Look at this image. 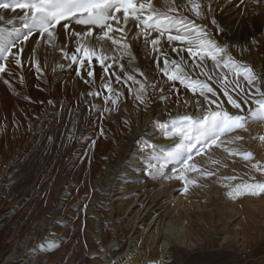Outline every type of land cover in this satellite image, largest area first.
<instances>
[{
	"label": "rangeland",
	"instance_id": "374dc122",
	"mask_svg": "<svg viewBox=\"0 0 264 264\" xmlns=\"http://www.w3.org/2000/svg\"><path fill=\"white\" fill-rule=\"evenodd\" d=\"M197 2L201 3L203 17L197 19L189 10L190 6L179 11L206 29L217 42L229 50V55L236 61L252 67L260 77L255 83L264 91V0ZM5 3L11 5L16 3V0H0V4ZM152 3L163 10V0H152ZM175 3L187 4L188 0H175ZM25 11L0 8V49L16 36L27 32ZM119 14L121 23L118 27H122L123 32L113 31L109 35L114 39L119 38L121 43L114 45L108 38L111 46L108 51L114 67L111 71L113 83H116L115 86L119 83L127 85L129 96L133 99L129 108L135 110L141 107V116L144 117L150 110L134 101L135 93L140 91L141 85L144 89L151 84L147 74H159L162 82H159L158 90L161 91L160 85L165 83V87L169 86L172 93L170 96L178 99V104L172 103L167 117L158 120L156 133L172 142L156 151L146 147L150 161L144 163V178L140 182L133 181L131 185L122 183L117 187L119 191L116 190L111 199L112 203L114 202L113 218L116 226L111 225V216L108 217L109 223L104 235L103 219L90 212L95 206L102 207L103 204L99 194L93 191V188L89 192L84 181L87 166L86 146L81 145L84 144L83 141L92 139L87 127L91 116H85L84 112L87 111L86 103L75 111L71 120H68V112L59 113L60 106L54 110L46 107L43 118L45 125L58 115L55 134L51 140L53 147L35 162L43 132H34L36 123L41 119L35 111L37 100L34 81L35 76L41 72L40 67L39 71L37 70V65L50 66V56L60 54L53 48L55 44L60 45L61 41L54 37L49 43L46 35L45 39L41 38L40 34L33 30L28 40L18 42L17 48L13 49L15 53L19 51L18 47L22 46L23 53L19 57L22 66H17L12 56L0 63L5 64L8 69L0 74V264H115L130 253H138L140 258L129 264H264V216L255 212L257 217H251L250 213H247L255 209L252 200L262 199L264 194L244 195L236 199L224 197L225 186L230 184V181L235 185L245 181L264 182V172L251 167L252 164H258L264 169V154L261 149L253 147L254 140L264 128V121H249L244 129L225 134L221 137L222 143L218 142V145H213L201 155H196L194 149L193 161L190 163H196L202 171L212 172L213 175L201 176L199 172H186L185 176L196 183L188 185V191L185 192L184 181L174 178L180 168L179 160L169 156V153H175L178 144L186 146L195 143L197 133L193 129V139L186 140L182 134L175 131L172 121L185 115L196 119L206 115L208 111L221 109L230 114H238L239 110L227 102L228 98L218 82L221 80V72L227 73L228 82L237 80V77L228 73L227 69L215 68L208 59L203 62V69L194 67V64L201 63L199 57H190L186 46L179 41L167 46L169 42L161 39L160 50L154 51L150 43L145 44L144 36L139 34L140 29L135 26V21L130 18L127 25H124L122 13L117 15ZM213 18L217 21L216 25L211 22ZM217 25L222 31L218 30ZM133 31H137L138 36L133 35ZM125 32H129L126 33L128 49L123 47L125 40H120V37L126 36ZM157 35L158 33L151 32L149 40ZM101 37L102 34L98 36L101 40L95 39L93 43L87 37L83 45L99 52L100 45L103 46L104 40L106 45L107 38ZM173 48L178 51L174 52ZM164 54L169 62L174 60L180 63L190 80L206 82L213 87L216 96L207 93L208 100H205L199 91L194 93L179 80H169L163 71ZM25 55H28V60L24 58ZM66 63L68 64L61 68L62 71L59 70V74L58 70L54 69L60 80L65 82L69 81L75 68L70 59H67ZM51 68L50 66L49 69ZM172 70L173 65L169 63V71ZM205 72L211 75L212 79L209 80ZM114 74L121 77L118 82ZM129 75L134 78L141 77L143 82H138L137 85V81L128 79ZM239 84L240 88H237L235 83H229L228 92L242 103L246 113L249 107H256L254 100L261 97L242 77L239 78ZM98 88L96 86L89 90L90 101H104V98L95 96L101 87ZM213 100L215 103L211 102ZM245 100L246 104L243 103ZM119 102L120 98L117 97L116 103ZM153 102L157 106V98L153 99ZM155 112L157 113L156 109L154 115ZM157 117L154 116V119ZM98 130L102 132V124ZM200 147L201 145L197 144V148ZM139 148L141 149L142 145ZM247 152L253 155L246 161L241 154ZM93 159L94 155L91 160ZM120 176L126 179L121 174ZM147 179L152 185L164 184L168 190L151 204L150 209L153 211L149 216L145 213L137 221L140 208L143 210L147 203L140 204V195L131 194V190L137 183L145 184ZM224 180L227 181L222 183ZM125 188L128 191L122 190ZM148 189L144 187L138 193H144ZM118 198L120 199L115 203ZM191 204L194 205L193 208L189 207ZM123 206H126V209ZM220 207L222 211L221 215L217 216L219 223L215 229H222L223 232L219 233L222 235L216 234L213 228L210 230L209 221L204 227L207 233L200 235V241L195 240L193 244L183 239L179 228L181 223L188 224L205 214L210 216V212H218ZM145 217L150 218L143 221ZM230 217L233 218L227 227L229 221L226 219ZM214 223L216 224V221ZM233 223L240 224L239 229H247L250 233L241 239L234 234L232 236L230 226ZM186 228L189 229L188 225ZM223 233H228L230 240L224 241ZM40 254L44 255L39 256Z\"/></svg>",
	"mask_w": 264,
	"mask_h": 264
},
{
	"label": "bare ground",
	"instance_id": "6f19581e",
	"mask_svg": "<svg viewBox=\"0 0 264 264\" xmlns=\"http://www.w3.org/2000/svg\"><path fill=\"white\" fill-rule=\"evenodd\" d=\"M64 23L69 24L68 29H65L62 26ZM88 27L90 26L76 24L75 21L73 20H69L67 22L63 21L61 25H58L54 30L55 33L54 37L59 39L61 43L60 45L55 44L53 50L59 52L60 54L58 53L59 55L50 56V63H51L50 66L52 67L51 69H49L50 66H48L49 67L48 68L44 64H39V67L41 68V72L35 76V81H34L36 86L35 92H36V100H37L35 111L37 112L38 116L41 119L36 123L34 127V132L39 130H43V132L40 136L41 138L39 141L38 149L35 154V157L37 156L35 162L37 163V160L39 161L40 157L44 156V154L47 153L53 147L51 140L55 134L54 128L58 115H55L51 120V122L45 125L46 123L43 118L45 116L44 111L46 107L50 108V110H54L56 109V107L60 106L61 110L59 113L66 114L68 112V120H71L74 116L75 111L79 110L80 107L86 103L87 111L84 112H86L85 116L89 114L91 116L90 119L87 121V127L89 129V133L92 136V139L90 141L89 140L83 141L84 144L81 145L83 147L86 146L85 160H87V166H86L84 181H85V187H87L89 192H91L92 190L91 188H93V191L95 190L100 196V200L103 206L99 207V205H97L93 209H91L90 212H93L97 217H99V219H103L102 226L105 235L108 227L107 223H109V220H107L108 217L111 216L110 217L112 221L111 225H113V227L116 226L115 225L116 221L114 222V218H113L114 202L112 203L111 199L113 193L116 190H118L117 187H119L120 184L122 185V183L131 185L133 181L140 182V180L144 178V175L142 174V172L146 168V165L144 163L146 161H150L147 154L148 151H146V147L148 148L151 147L152 150L156 151L158 148L166 147L172 142L166 140L163 137L158 136V133H156L157 132L156 124H158L159 122L158 120H163L167 117V113L168 111H170L172 107V103L174 102L177 103L178 99L174 97L172 98L170 96V94L172 93H170L169 91L170 90L169 86L165 87V83L160 85L162 90L159 91L158 84L159 82H162V77L159 74L151 72L149 75L147 74V76L150 77L151 84H148V86L144 87L142 92L136 91L135 93L136 100H134L139 105H145L147 108H149L150 112L149 111L146 112L145 116L142 117L141 115L143 113L140 112V109H142L141 107H138L135 110L130 109L129 104H131L130 102L133 99L129 96L127 85L119 83L117 86H115L116 83L115 84L113 83V77L111 76L113 63H111L110 60L109 48H111V46L108 38H106V45H104L105 44V40H104V44L102 43L103 46L100 45L99 47L100 51L96 52L98 51L97 49L95 51L96 54L99 56L108 57V59L105 60V65L108 64L111 65V67L108 69V72H105L104 67L95 59L91 63L85 62L84 65H81V63H79L78 60L76 63H74L75 68H73L72 71L73 74H71L69 81L65 82L60 80L58 76L59 70H61V68L63 69L65 65H67L70 62L67 61L68 63H66V60L70 59L72 61L71 57L73 54H76L78 57L82 55V53H76L77 47L80 44L83 45V41H85L87 37L91 39L93 43L94 40L99 39L98 36L102 34L99 28H94L91 36L82 35L80 38H78L73 34V33L83 34L88 30ZM136 32L137 31H133V35L135 34V36L136 35L138 36V33ZM126 33L129 32H125V34ZM116 39L117 41H119V38L116 37ZM122 39H124L127 44V40H128L127 34L126 36L120 37V40ZM161 39L167 41L166 36ZM173 44H175L174 41L166 45L172 46ZM20 48H22L21 45L18 47V50ZM25 56L26 57L24 58L28 60L27 58L28 55ZM56 56H59V58H56ZM1 62L2 60H0V63ZM54 69L58 70V74L57 71L54 72L55 71ZM89 71H92L94 73L92 77L88 76ZM78 72L79 74H77ZM134 81H137L136 82L137 85L138 82L141 83L143 82L141 77H136ZM105 83H108L111 89H113L112 92H109L107 89L103 87V84ZM96 86L97 88L98 86L102 88V91H100L101 90L100 88L99 91L97 90L98 94L95 95L96 97L104 98V101L102 102H93L88 99L89 90L95 88ZM161 94H166V95L162 96ZM138 95L141 97V99H137ZM106 97H111V99L106 100ZM117 97L120 98V102L112 103L111 101L116 100ZM155 98H157V102H158L157 106L155 105L156 103L154 104L153 102V99L155 100ZM155 109L157 110V113L155 112L156 115H154ZM154 116H158V117L154 119ZM101 124L103 127L102 132L98 130V127H100ZM262 129L263 130L260 129L261 133L259 137L264 136V128ZM259 137L254 140L253 147L257 150L261 149V152L264 154V140L259 139ZM140 145H142V148L138 149ZM95 150L96 153L94 154ZM93 155H94V159L92 161L91 159ZM120 174L126 179L120 178L121 177ZM226 181L224 180L222 181V183H225ZM234 185L235 184L231 183L230 181V184L225 186L226 192L230 190L231 187ZM144 187L149 188L148 191L139 194L138 192L143 190ZM122 190H125V192L128 191L126 188ZM167 190L168 189L165 187L164 184L161 183L160 185L159 184L152 185L151 181L148 179L145 184L137 183L135 186H133L131 190L133 192L131 191L129 192L137 196L140 195L139 196L140 197L139 201L141 200L140 204L145 205V203H147V205L144 207L143 210L142 208H140L138 212L139 216H137V221L140 220L145 213H148L147 216H149V214L153 211L150 209L151 204L153 205L154 201L157 200L159 197H161L162 194H164ZM226 192L224 193V197L229 198L226 195ZM118 194L124 195L125 193H118ZM128 196H130V194ZM171 196L172 195H170V197ZM137 198H135L134 201L135 203ZM119 199L120 198L116 199L115 203ZM252 203H254L255 209L247 211V213H250L249 216L257 217L256 215L257 213L255 214V212H258L260 215L264 216V198L262 199L256 198L252 200ZM181 205H183V203ZM125 207L126 206H123L124 209H126ZM189 207L193 208L194 205L191 204L189 205ZM220 208L218 212L217 211L210 212V216L209 214H205L200 219H196L193 221L191 220L192 222L190 221L188 224L181 223L179 228L181 231L180 234L183 236V239L193 244L195 240L200 241L199 239L200 235H204L207 233L205 232L204 227H205V223L206 222L208 223L209 221H210V230L213 228L216 234L222 235L219 234L223 232L222 229H220L219 227L218 228L220 230L215 229L216 225L219 223L218 221L219 217L217 218V216L218 214L221 215V211H222V208L221 210ZM252 211L254 213H252ZM171 214H173V211H171ZM148 218L147 217L143 218V221L147 220ZM232 218L230 217L226 219L229 221L227 222L228 224L227 227H229ZM214 221H216V224L214 223ZM187 225L189 229L186 228ZM239 225L240 224L233 223V225L230 227L232 228L231 229L232 236L234 234L238 239L239 238L241 239L247 236L250 232L247 229L246 230L239 229L240 228ZM223 237H225L223 238V240L226 241L231 236L228 233H223ZM41 255L44 254H40L39 256ZM139 258L140 257H138V253H133V254L130 253L129 255H127V257H124L122 261L115 264H129L132 261H135ZM164 263L166 264V262Z\"/></svg>",
	"mask_w": 264,
	"mask_h": 264
},
{
	"label": "snow or ice",
	"instance_id": "6c2138e0",
	"mask_svg": "<svg viewBox=\"0 0 264 264\" xmlns=\"http://www.w3.org/2000/svg\"><path fill=\"white\" fill-rule=\"evenodd\" d=\"M185 7H189V10L197 19L204 16L201 3L197 2V0H188L187 4H176L175 0H163V10L155 7L152 0H147V2H144V0H16V3L11 5L7 3L0 4V8L4 9L11 8L13 11L16 9L26 10L24 14L28 21L25 24L27 32L23 35L16 36L11 41L5 43L4 47L0 49V60L7 61L12 56L15 58V64L22 66L19 57L23 53V48H20L18 52H13V49L17 48L18 42L22 43L28 40L33 30H35L40 34L41 38H44L46 35L48 42L51 43L55 35L54 30L56 27L61 25L62 21L67 22L69 20H73L79 25L90 26L83 34L73 33L78 38L82 35L91 36L93 29L99 28L102 32L101 38L107 37L114 45L118 44L119 41L111 37L109 33L113 31L123 32V28L118 27L121 23V18L117 15L118 13H122L124 25H127L130 18L135 21V26L140 29L139 34L144 36L145 44L150 43L154 51L160 50L161 38L166 36L169 43L179 41L185 45L190 57H199L201 63L194 64V67H201L203 69L205 67L203 62L205 59H208L212 61L215 68L227 69V72L237 77V80L228 82L227 73L221 72V80L218 82L224 95L228 98L227 102L233 108L239 110L238 114H230L228 111L221 109L219 111H208L206 115L196 119H193L192 116L185 115L178 120L172 121L175 131L178 134H182L186 140L193 139L191 135L193 129L197 133L195 143H190L186 146L178 144L177 151L175 153H169V156L176 157L179 160L180 168L177 169L178 174L174 178L184 181V191L187 192V186L195 184L196 181L188 179L185 176L186 172H199L201 176L213 175L212 172L202 171L196 163H190L193 161V150H196V155H201L213 145H218V142L222 143L221 137L225 134L236 129H244L249 121H264V91H261V87L256 85L255 82L260 77L256 75L252 67L236 61L229 55V50L217 42L206 29L197 25L195 20L184 16L179 10ZM209 11H211L210 5ZM211 22L214 25L217 24L214 18ZM62 26L65 29L69 28L68 23H64ZM217 27L218 30L222 31V29H219V25ZM153 31L158 33V35L156 38L149 40L151 32ZM123 47L128 49L129 45L124 44ZM172 50L174 52L178 51L176 48ZM76 53H82V55L78 57L76 54H73L71 59L74 63L79 60V63L84 65L85 62L91 63L95 59L104 67L105 72H108V69L111 67L110 64L105 65V60L108 57L99 56L94 50L82 44L77 47ZM169 63L173 65L171 72L169 71ZM37 70L39 71V65H37ZM6 71L8 69L5 64H0V74ZM121 71H123L122 65ZM163 71L169 80H179L181 84L194 93L199 91L205 100H208L207 93H211L213 97L216 96V91L213 87L206 82L190 80L181 64L174 60L169 62L166 54H164ZM204 74L209 80L212 79V76L207 72ZM93 75L94 73L92 71L88 72V76L92 77ZM240 77L246 81L247 85L255 88V93L261 97V99L254 100L256 107H249L246 113L242 103L234 99L228 92L229 83H235L236 87L240 88ZM115 79L118 82L121 77L115 75ZM128 79L135 80L131 75L128 76ZM5 83H8V81H5ZM103 87L109 92L113 91L108 83L103 84ZM140 91H143V85H141ZM108 99H111V97H106V100ZM137 99H141V97L138 95ZM111 102L116 103V100H112ZM211 102L215 103L214 100ZM243 103L246 104L247 100ZM236 139H240V137H236ZM259 139L264 140V136L259 137ZM197 144H200L201 147L197 148ZM241 155L247 161L252 158L253 154L247 152ZM251 167L256 171L264 172V169L258 164H252ZM262 194H264V182H241L232 186L226 192V195L231 199H236L244 195L259 196Z\"/></svg>",
	"mask_w": 264,
	"mask_h": 264
}]
</instances>
